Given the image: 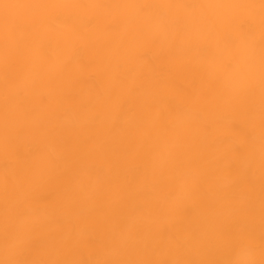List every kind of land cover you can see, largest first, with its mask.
I'll return each mask as SVG.
<instances>
[{"label":"snow or ice","instance_id":"snow-or-ice-1","mask_svg":"<svg viewBox=\"0 0 264 264\" xmlns=\"http://www.w3.org/2000/svg\"><path fill=\"white\" fill-rule=\"evenodd\" d=\"M0 81V264H264V0H0Z\"/></svg>","mask_w":264,"mask_h":264},{"label":"bare ground","instance_id":"bare-ground-1","mask_svg":"<svg viewBox=\"0 0 264 264\" xmlns=\"http://www.w3.org/2000/svg\"><path fill=\"white\" fill-rule=\"evenodd\" d=\"M103 2H123V0H103ZM157 2H159V0H157ZM182 2H206V0H182ZM225 2H227V0H225ZM212 55H214V53L210 52L208 55L209 60L211 59ZM209 67L210 66L207 63V61L202 62L199 60V58L194 57L192 60L190 71L185 74L186 80H191L193 76H198L200 73H204L205 75H207V71L209 70ZM90 83L91 82L88 81L87 78L85 77L81 79L79 83L77 84V88L83 90L82 96H76L73 99V103L76 104L77 106L79 105L82 99L85 101L87 100L88 89H89ZM2 89H3V85H2V81H0V111H2V107H3ZM106 115L110 116L111 113H106ZM177 126L181 128L185 127V124L182 118L177 120ZM190 134L193 138V141H195L197 137V131L194 127L191 129ZM228 134H229V130L226 128L221 127V128H218L217 130V135H228ZM37 140H39V137L37 136H34L32 134L26 135L21 145L22 157L26 158L28 156V154L32 150L33 143H35ZM49 143L50 141H42V147L46 148ZM51 143L54 144L57 151H62V147L60 145L55 144V142H51ZM109 159H111V157H109ZM148 161H149V158H148L147 151L145 149H140L139 155L134 159L128 158L125 161V164L129 169H133L137 166L148 164ZM188 211H189L190 216L194 217L196 215L197 210L195 208H190Z\"/></svg>","mask_w":264,"mask_h":264}]
</instances>
